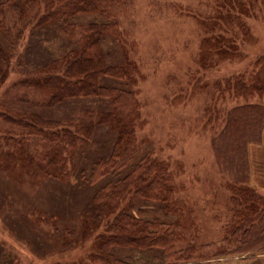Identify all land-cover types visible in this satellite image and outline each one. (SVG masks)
I'll use <instances>...</instances> for the list:
<instances>
[{
	"label": "trees",
	"instance_id": "trees-1",
	"mask_svg": "<svg viewBox=\"0 0 264 264\" xmlns=\"http://www.w3.org/2000/svg\"><path fill=\"white\" fill-rule=\"evenodd\" d=\"M128 8L127 0H0V88L12 71L20 78L14 94L0 98V143L14 150L5 154L8 164L33 171L31 187L16 183L46 200V207L22 209L43 241L26 235L27 228L21 237L54 253L49 240L67 232L85 240L97 234L92 258L100 264H129L116 259L114 248L159 251L164 264L264 254V194L251 183L249 158L251 147L264 149V57L218 84L227 86L232 104L208 108V115L220 113L212 144L234 202L222 242L178 249L185 237L177 217L185 203L174 197L180 187L170 164L138 136L144 119L132 89L136 66L122 49L119 22ZM8 103L21 107L9 110ZM8 187L0 178V209ZM34 214L52 233L36 228Z\"/></svg>",
	"mask_w": 264,
	"mask_h": 264
},
{
	"label": "rangeland",
	"instance_id": "rangeland-1",
	"mask_svg": "<svg viewBox=\"0 0 264 264\" xmlns=\"http://www.w3.org/2000/svg\"><path fill=\"white\" fill-rule=\"evenodd\" d=\"M127 1L130 3L128 14L121 16L119 22L126 32L122 49L136 66L132 89L144 119L138 136L153 156L170 164L180 187L174 197L185 203L183 215L177 214L178 227L184 228L185 237L178 249L188 243L197 246L220 243L234 202L228 186L230 179L220 171L212 144V129L220 113L210 111L212 114L208 115V108L220 111L232 104L235 99L227 86L223 84L220 88L218 84L227 76L252 69L264 57V0ZM226 45L232 51L226 52L221 47ZM213 52L218 55L213 56ZM5 79L0 88L3 101L14 94L13 86L20 78L12 71ZM17 106L7 104L9 110ZM22 108L29 110L25 105ZM1 113L4 114L0 110ZM4 124L0 118V130ZM32 145L37 147L36 142ZM0 150H4L0 151V178L9 186L4 190L0 209V263L100 264L92 258L97 234L85 240L79 233L71 236L67 232L49 240L55 247L54 253L31 248L25 242L21 237L25 228L26 235L37 241L42 236L24 220L22 209L29 210L27 203L34 205V209L46 207V200L39 192L34 194L35 189L27 188L34 179L28 174L33 171L16 168L5 160L7 150L12 154L14 150L4 149L3 143ZM252 150L256 148L251 147L249 151ZM16 180L29 182V186H24L26 191ZM38 217L34 214L30 221L48 236L52 229L49 224L40 223ZM79 228L80 225L75 231ZM114 249L116 259L129 264H164L159 251ZM205 264H264V254L213 259Z\"/></svg>",
	"mask_w": 264,
	"mask_h": 264
},
{
	"label": "crops",
	"instance_id": "crops-1",
	"mask_svg": "<svg viewBox=\"0 0 264 264\" xmlns=\"http://www.w3.org/2000/svg\"><path fill=\"white\" fill-rule=\"evenodd\" d=\"M249 158L251 183L264 194V149L250 151Z\"/></svg>",
	"mask_w": 264,
	"mask_h": 264
}]
</instances>
